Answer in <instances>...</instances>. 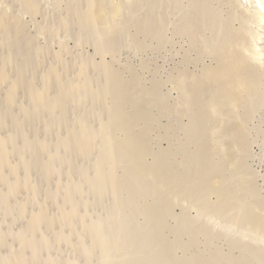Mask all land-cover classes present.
I'll return each mask as SVG.
<instances>
[{
    "label": "rangeland",
    "instance_id": "374dc122",
    "mask_svg": "<svg viewBox=\"0 0 264 264\" xmlns=\"http://www.w3.org/2000/svg\"><path fill=\"white\" fill-rule=\"evenodd\" d=\"M247 5L0 0L33 41L0 47L22 85L0 86V142L27 186L0 181V264H264V18Z\"/></svg>",
    "mask_w": 264,
    "mask_h": 264
},
{
    "label": "bare ground",
    "instance_id": "6f19581e",
    "mask_svg": "<svg viewBox=\"0 0 264 264\" xmlns=\"http://www.w3.org/2000/svg\"><path fill=\"white\" fill-rule=\"evenodd\" d=\"M242 4H250V5H252V8L251 9H254V13L257 15V16H259L260 18H264V2H263V0H239ZM96 2V1H95ZM94 2V3H95ZM92 5H93V3H91ZM99 4H100V2H99ZM97 5V4H96ZM96 5H95V7L94 6H92V9L91 10H93L94 8L95 9H97V7H96ZM91 6V5H90ZM248 6V5H247ZM94 7V8H93ZM116 7V6H115ZM1 8V7H0ZM75 8V7H74ZM249 8H250V6H249ZM87 10V9H86ZM99 10V11H98ZM98 12L97 11H95V12H97V13H93V14H96L94 17H90V18H92V19H90L91 20V25H94L95 23L94 22H97L98 23V21L99 20H102V17H103V14L105 13V11L107 10V7H105V5L103 6V3H101L100 4V6H98ZM72 11V10H71ZM70 11V12H71ZM77 10H75V12H76ZM112 11V10H111ZM116 11V10H115ZM115 11H114V13H115ZM78 12V11H77ZM82 12V11H81ZM90 12V11H89ZM107 13V12H106ZM90 14V13H89ZM91 14H90V16H92ZM79 16V15H78ZM83 16V15H82ZM89 16V15H88ZM69 17H71V16H69ZM80 17V16H79ZM75 18V17H74ZM87 18H89V17H87ZM82 18H79V20H81ZM86 20V19H85ZM85 20H82V22L84 21L85 22ZM81 22V21H80ZM81 22V23H82ZM90 21H88V23H89ZM23 22L21 21V20H19V19H17V18H14L9 12H7V11H5V10H2V9H0V47H2L1 46V44L2 45H4L5 46V43H6V46L7 45H9V46H12V47H9V49H8V52H10V53H18L19 54V51H21V50H23V45L25 46L24 48L25 49H27V51L24 49L23 51L24 52H21V55H22V53H27L28 54V51L32 48L31 46L32 45H30L31 43L33 44V41L31 42V41H27V39L26 38H24V32H23ZM92 28V27H91ZM86 29H88V27L86 28ZM24 33V34H23ZM6 34V37L4 36ZM7 34H8V36H7ZM74 34V33H73ZM4 36V37H3ZM26 36V35H25ZM10 37V38H9ZM24 39V40H23ZM23 41H24V43H23ZM26 42H28V44H26ZM30 43V44H29ZM28 45V46H27ZM5 46V47H6ZM26 46L27 47H29L30 49L28 50V48H26ZM11 48V49H10ZM6 49V48H5ZM4 49V50H5ZM7 49H6V51L5 52H7ZM10 50V51H9ZM12 50H14L13 52H12ZM2 51H3V49H2ZM18 51V52H17ZM32 51H33V49H32ZM31 51V52H32ZM67 51V50H66ZM66 51H64V52H66ZM30 52V53H31ZM63 52V53H64ZM2 53H4V52H2ZM25 53V54H26ZM25 54H23L24 56H26V58H28L27 57V54L25 55ZM11 55V54H10ZM13 55V54H12ZM20 55V54H19ZM63 54H61V56H62ZM7 56H9V54H7ZM29 56V55H28ZM61 56H60V54H58V56H57V59H59V58H61ZM65 56V55H64ZM1 57H2V54H1ZM6 57V56H5ZM5 57H4V59L2 58V59H0V61L1 60H5V62H6V59H5ZM18 57V56H17ZM33 57V56H32ZM66 57V56H65ZM19 58V57H18ZM9 59V58H8ZM14 58H12V60H13ZM15 59H17V58H15ZM15 59H14V62H15ZM11 60V61H12ZM18 60V59H17ZM28 61V60H27ZM32 61V60H31ZM60 61V60H59ZM3 62V61H2ZM25 63V61H21V63ZM60 62H63V60L62 61H60ZM7 63H8V61H7ZM18 63V62H17ZM20 63V64H21ZM2 63H0V65H1ZM5 64L6 63H3V65H2V67H4V69L2 68V78L0 79V86L2 85V84H8V85H10L9 86V91L8 92H10V93H8V95L10 96H8L9 98H12V100L13 99H15V98H17V97H15V93H16V91L22 86L21 84H18V83H13V82H11L9 79H8V77H7V71H6V67H5ZM12 64L13 63H11V66H12ZM102 64V63H101ZM14 65H15V63L13 64V67H14ZM28 65V64H27ZM62 65V64H61ZM86 65V64H85ZM9 66V65H8ZM28 66H30V65H28ZM27 66V67H28ZM10 67V66H9ZM8 67V68H9ZM88 67H89V65H88ZM1 68V67H0ZM59 68V67H58ZM63 68V67H62ZM14 69V68H13ZM64 69V68H63ZM62 69V70H63ZM81 69V68H80ZM87 69V68H86ZM89 69V68H88ZM11 70V69H10ZM18 70H19V68H18ZM24 70V69H23ZM22 70V71H23ZM27 69H25V71H26ZM65 70V69H64ZM82 70V69H81ZM84 70V69H83ZM93 70V69H92ZM9 71V70H8ZM15 71H16V69H15ZM21 71V69H20V71L19 72H22ZM54 72V71H53ZM52 72V74L54 75V73ZM86 72H87V70H86ZM23 73H24V71H23ZM28 73V72H27ZM32 73V72H31ZM84 72H82V74H83ZM91 73V72H90ZM25 74V73H24ZM24 74H22V75H24ZM56 74H57V76L59 75L57 72L55 73V79L54 80H56V81H58L59 79L58 78H56ZM97 74V73H96ZM9 75V74H8ZM84 75V74H83ZM83 75H82V77H83ZM84 76H86V74L84 75ZM109 76V75H108ZM107 76V77H108ZM22 77H24V76H22ZM26 77V76H25ZM30 77V76H29ZM28 77V78H29ZM10 78V77H9ZM51 78V77H50ZM53 78V77H52ZM51 78V79H52ZM114 76H111L110 75V77L109 78H107L108 80H110V81H112V84H113V82L115 81L114 80ZM28 80V79H27ZM27 80H25V82H27ZM30 80H31V78H30ZM29 80V81H30ZM50 80V79H49ZM86 78H85V80H84V78L81 80V84H80V87H82L81 89L83 90V89H85L86 88V83L88 84V82H86ZM28 81V82H29ZM55 81V82H56ZM88 81V80H87ZM25 82H22V83H25ZM55 82L52 84V85H54L55 84ZM59 82V81H58ZM61 83V82H60ZM47 84V83H46ZM45 84V85H46ZM51 84V81H50V83H49V85ZM90 84V83H89ZM24 85V84H23ZM49 85H47V86H49ZM26 86H27V84H26ZM26 86L24 87L25 89H26ZM57 86H60V85H57ZM62 86H63V84H62ZM2 87V86H1ZM29 87V86H28ZM50 87V86H49ZM49 87L47 88V89H45V90H43L42 92L40 91V94L42 93V98L41 99H38V98H36L35 99V97L37 96L38 97V95H40V94H38V95H34V98H32V103H33V105H32V103H31V105H32V108H35V106L36 107H41V108H47L46 106H47V102L46 101H48V98L47 97H49L48 96V89H49ZM56 87V86H55ZM88 87H90V86H88ZM44 88V87H43ZM53 88H54V86H53ZM58 88V87H57ZM65 88V87H64ZM41 89V88H40ZM60 89V88H59ZM66 89H68V88H66ZM70 90V89H69ZM72 90V89H71ZM87 90V89H86ZM90 90V89H89ZM19 91V90H18ZM27 91V90H26ZM34 91V90H33ZM62 91V90H61ZM1 92V94L3 93L2 92V90L0 91ZM21 92H23V91H21ZM25 92V91H24ZM30 92V91H29ZM36 91H34V93H35ZM52 92V91H51ZM57 92H58V90H57ZM120 92H121V90H120ZM32 93V92H31ZM30 93V94H31ZM37 93H39V92H36L35 94H37ZM54 93V92H53ZM63 93H66V92H64L63 91ZM68 93V92H67ZM66 93V94H67ZM1 94H0V96H1ZM52 94V93H51ZM60 94L61 95H63L62 94V92H60ZM84 94H86V93H84ZM121 95L122 94H120V93H118V92H114L113 93V103H112V106H111V110H110V112H111V115H112V117H114V118H117L118 117V105H119V103L122 101L121 100ZM33 96V95H32ZM3 97H6L5 95H3ZM15 97V98H14ZM29 97H31V95L29 96ZM60 97H64V96H60ZM60 97H58L59 99H60ZM8 98V100H6V104H7V106L8 107H6V108H11V107H13L11 104H13V101L11 100V99H9ZM39 98H40V96H39ZM7 99V98H6ZM49 99H51V98H49ZM71 99V98H70ZM84 100V99H83ZM59 101H62V98L59 100ZM82 101V100H81ZM84 101H86V100H84ZM63 102V101H62ZM76 102V101H75ZM51 103V102H50ZM16 104V103H15ZM35 104V105H34ZM49 104V103H48ZM76 104V103H75ZM78 104V103H77ZM84 104V103H83ZM82 104V105H83ZM9 105L11 106V107H9ZM55 105V104H54ZM72 105H73V103H72ZM87 105V104H86ZM34 106V107H33ZM91 106V105H90ZM71 107V106H70ZM70 107H67V108H70ZM5 108V109H6ZM37 108V109H38ZM36 109V110H37ZM40 109V108H39ZM43 109V111H45V113H48V112H46L47 110L45 109L44 110ZM34 110V109H33ZM5 111V110H4ZM7 111V110H6ZM5 111V113H7V115H8V113L10 112V110H9V112H6ZM39 111V110H38ZM34 112V111H33ZM33 112H32V114H33ZM36 112V111H35ZM11 113V112H10ZM44 114V113H43ZM6 115V114H5ZM6 115V116H7ZM45 115H47V114H45ZM44 115V116H45ZM49 115V114H48ZM10 116V115H9ZM50 116V115H49ZM46 117H48V116H46ZM7 118H9V117H7ZM24 118H28L27 116L26 117H24ZM6 119V118H5ZM118 119V118H117ZM116 119V120H117ZM120 119H121V117H120ZM128 120V119H127ZM120 121H122V119L120 120ZM123 121H124V117H123ZM125 122V121H124ZM129 122V121H128ZM130 122H131V120H130ZM7 123V122H6ZM134 123V122H133ZM154 123V122H153ZM8 124V123H7ZM125 124H127V122L125 123ZM131 123H129V125H130ZM2 127H3V130L4 129H7L6 128V126H4V125H2V126H0V133L3 131L2 130ZM14 129H16L17 130V128H14ZM2 133H6V131L4 130ZM1 135V134H0ZM3 135V137H5V135L4 134H2ZM8 136V134L6 135V137L5 138H8L7 137ZM3 137H1L0 136V139H3ZM126 137V136H125ZM14 138V137H13ZM11 139L12 138H10V139H8V141H9V146H7V147H5V146H3L2 145V143L1 142H3L2 140H1V142H0V144L3 146H1L0 145V177H1V180L0 181H2V179H3V181H4V179H5V175L8 177V178H10L11 179V182H12V184H6L7 186V191L5 192V193H7V195H8V192H9V190L11 191V186H12V188H14V191L16 190V191H19L18 193H22L24 190H21V189H23V188H26V187H24V185H22V183L20 184V176L18 175V174H16V168H19L18 166H21L20 164H22V160H21V158L22 157H18V158H16V159H14V157H12L11 158V154L13 153L12 151H11V149L13 148V147H11V145L13 144L12 143V141H11ZM15 139V138H14ZM133 139V138H132ZM13 140V139H12ZM120 140H122V139H120ZM124 140V139H123ZM200 140V139H199ZM7 141V142H8ZM142 141V140H141ZM14 142V141H13ZM84 142V141H83ZM135 141L134 140H131V139H127V140H124V141H121L117 146H122L123 148H124V150H122V152L124 151H126L127 153H129L130 155H132L133 157H134V155H140V151L138 150V148H137V146H136V144L134 143ZM15 143V142H14ZM89 143V142H88ZM136 143H137V140H136ZM140 143V142H139ZM91 144V143H90ZM96 144V143H95ZM138 144V143H137ZM138 145H140V144H138ZM88 146V145H87ZM11 147V148H10ZM85 147H86V144H85ZM80 148V147H79ZM83 148H84V145H83ZM88 148V147H87ZM82 149V148H81ZM112 149V148H111ZM79 150V149H78ZM83 150V149H82ZM145 150V149H144ZM84 151V150H83ZM143 151V150H142ZM81 152V151H80ZM111 152V151H110ZM125 152V153H126ZM14 154H15V152H14ZM13 154V155H14ZM68 154V153H67ZM142 155V154H141ZM15 156V155H14ZM192 156V155H191ZM24 158V157H23ZM22 158V159H23ZM120 158V157H119ZM159 162V161H158ZM20 163V164H19ZM157 163V162H156ZM204 164V163H203ZM202 165V164H201ZM147 166V165H146ZM160 166V165H159ZM44 167H45V165H44ZM155 167V166H154ZM154 167H152V169L154 168ZM156 167H158L157 165H156ZM156 167H155V170H156ZM162 167V166H161ZM150 168V167H149ZM164 167H162V169H163ZM200 169H201V167H200ZM161 170V169H160ZM197 172V171H196ZM18 173V172H17ZM159 173V172H158ZM161 173H162V171H161ZM160 173V174H161ZM168 173V172H167ZM167 173H166V176H165V178L166 179H164L163 178V180H164V182H166L167 184L169 183V181L171 180V179H167ZM8 174V175H7ZM150 174V173H149ZM202 174V173H201ZM157 175V174H156ZM165 175V174H164ZM169 175H170V173H169ZM171 176V175H170ZM161 177V176H160ZM170 178V177H169ZM7 179V178H6ZM5 179V180H6ZM161 179H162V177H161ZM160 179V180H161ZM162 180V181H163ZM173 180V179H172ZM175 180V179H174ZM2 181V182H3ZM1 182V183H2ZM172 182V181H171ZM170 182V183H171ZM169 183V184H170ZM1 185V184H0ZM3 185L5 186V184L3 183ZM172 185H174V183L172 182ZM172 185H169V186H172ZM163 186V185H162ZM198 186H200V185H198ZM1 189H3V188H1ZM27 190H28V188H27ZM3 191H5V190H3ZM21 191V192H20ZM186 192V191H185ZM26 193V192H25ZM9 194H12V192L11 193H9ZM10 196V195H9ZM12 197V196H11ZM7 198V197H6ZM9 198V197H8ZM7 198V199H8ZM20 198V197H19ZM11 201H13V200H11ZM15 201H17V200H15ZM14 201V202H15ZM8 204V203H7ZM56 205V204H55ZM90 206V205H89ZM83 208V207H82ZM80 209V208H79ZM241 210V209H240ZM86 211V210H85ZM78 216V215H77ZM81 216V215H80ZM79 219V218H78ZM44 221H45V219H44ZM51 221V220H50ZM261 221V220H260ZM263 224V223H262ZM39 226V225H38ZM47 227V226H46ZM40 228V227H39ZM73 228V227H72ZM36 231V230H35ZM49 232H50V230H49ZM37 233V232H36ZM84 234V233H83ZM168 240V239H167ZM29 243V242H28ZM30 244V243H29ZM28 244V245H29ZM32 246V245H31ZM30 246V247H31ZM31 249H33V248H31ZM26 252H27V249H26ZM29 253H31V252H29ZM79 254V253H78ZM21 255H23V254H21ZM34 257V256H33ZM12 260V259H11ZM25 261H22V264H25L24 263ZM79 262V261H78Z\"/></svg>",
    "mask_w": 264,
    "mask_h": 264
}]
</instances>
